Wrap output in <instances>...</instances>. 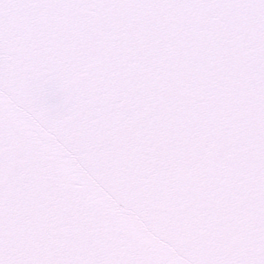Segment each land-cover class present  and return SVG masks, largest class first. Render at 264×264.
Here are the masks:
<instances>
[{
    "label": "snow or ice",
    "instance_id": "6c2138e0",
    "mask_svg": "<svg viewBox=\"0 0 264 264\" xmlns=\"http://www.w3.org/2000/svg\"><path fill=\"white\" fill-rule=\"evenodd\" d=\"M0 264H264V0H0Z\"/></svg>",
    "mask_w": 264,
    "mask_h": 264
}]
</instances>
